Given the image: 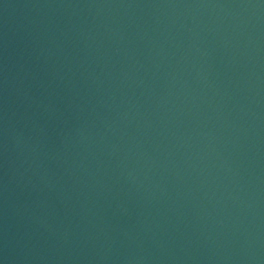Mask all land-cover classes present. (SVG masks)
<instances>
[{"label":"water","instance_id":"1","mask_svg":"<svg viewBox=\"0 0 264 264\" xmlns=\"http://www.w3.org/2000/svg\"><path fill=\"white\" fill-rule=\"evenodd\" d=\"M0 264H264V0H0Z\"/></svg>","mask_w":264,"mask_h":264}]
</instances>
